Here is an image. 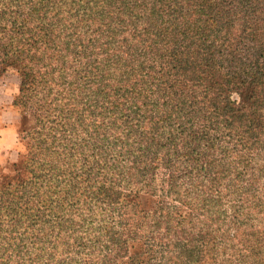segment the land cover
Listing matches in <instances>:
<instances>
[{
	"label": "trees",
	"instance_id": "trees-1",
	"mask_svg": "<svg viewBox=\"0 0 264 264\" xmlns=\"http://www.w3.org/2000/svg\"><path fill=\"white\" fill-rule=\"evenodd\" d=\"M9 71L0 264H264V0H0Z\"/></svg>",
	"mask_w": 264,
	"mask_h": 264
},
{
	"label": "rangeland",
	"instance_id": "rangeland-1",
	"mask_svg": "<svg viewBox=\"0 0 264 264\" xmlns=\"http://www.w3.org/2000/svg\"><path fill=\"white\" fill-rule=\"evenodd\" d=\"M20 79L16 73L9 71L0 77V122L13 123L18 120L19 113L11 106L14 97L18 95ZM234 100L237 98L234 96ZM32 143L23 136L17 135V153L31 154ZM10 155H15L11 153ZM10 157L4 164H0V178L11 177L13 175ZM261 160H259L260 162Z\"/></svg>",
	"mask_w": 264,
	"mask_h": 264
},
{
	"label": "crops",
	"instance_id": "crops-1",
	"mask_svg": "<svg viewBox=\"0 0 264 264\" xmlns=\"http://www.w3.org/2000/svg\"><path fill=\"white\" fill-rule=\"evenodd\" d=\"M16 122H0V164L6 163L11 153H17Z\"/></svg>",
	"mask_w": 264,
	"mask_h": 264
}]
</instances>
